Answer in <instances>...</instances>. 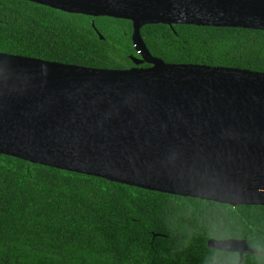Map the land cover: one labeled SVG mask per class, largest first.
I'll use <instances>...</instances> for the list:
<instances>
[{
  "label": "water",
  "instance_id": "95a60500",
  "mask_svg": "<svg viewBox=\"0 0 264 264\" xmlns=\"http://www.w3.org/2000/svg\"><path fill=\"white\" fill-rule=\"evenodd\" d=\"M26 1L131 22L138 58L109 70L0 53V155L151 192L264 207V73L168 64L141 36L148 25L264 32V0ZM207 246L238 254V264L259 253L242 240Z\"/></svg>",
  "mask_w": 264,
  "mask_h": 264
},
{
  "label": "trees",
  "instance_id": "16d2710c",
  "mask_svg": "<svg viewBox=\"0 0 264 264\" xmlns=\"http://www.w3.org/2000/svg\"><path fill=\"white\" fill-rule=\"evenodd\" d=\"M131 35L129 21L0 0L1 54L126 70L138 57ZM141 36L168 64L264 73L263 31L148 25ZM210 239L245 241L259 253L242 264H264V207L151 192L0 155V264H238V254L209 249Z\"/></svg>",
  "mask_w": 264,
  "mask_h": 264
},
{
  "label": "flooded vegetation",
  "instance_id": "af4514ba",
  "mask_svg": "<svg viewBox=\"0 0 264 264\" xmlns=\"http://www.w3.org/2000/svg\"><path fill=\"white\" fill-rule=\"evenodd\" d=\"M136 58H138V57H136ZM135 66V65H134ZM142 66V65H141Z\"/></svg>",
  "mask_w": 264,
  "mask_h": 264
}]
</instances>
